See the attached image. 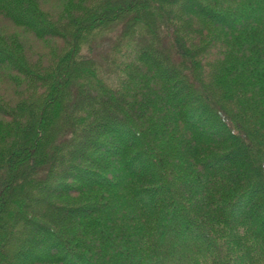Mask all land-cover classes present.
I'll list each match as a JSON object with an SVG mask.
<instances>
[{
	"label": "trees",
	"instance_id": "trees-1",
	"mask_svg": "<svg viewBox=\"0 0 264 264\" xmlns=\"http://www.w3.org/2000/svg\"><path fill=\"white\" fill-rule=\"evenodd\" d=\"M166 261L264 264V0H0V264Z\"/></svg>",
	"mask_w": 264,
	"mask_h": 264
},
{
	"label": "rangeland",
	"instance_id": "rangeland-1",
	"mask_svg": "<svg viewBox=\"0 0 264 264\" xmlns=\"http://www.w3.org/2000/svg\"><path fill=\"white\" fill-rule=\"evenodd\" d=\"M240 24H245V22L242 20V19H240ZM90 157H92L91 155H90ZM154 168V167H153ZM122 176V175H121ZM75 183V182H74ZM76 185H77V183H75ZM52 192V190H51V188L50 187H46V189H45V191H44V193L43 194H48V193H51ZM34 199H36V200H41L42 199V197H41V195H37L35 198H33V200ZM32 202V201H31ZM31 202H30V204H31ZM32 205H33V203H32ZM167 240V242L169 241L168 239H166ZM165 245H166V242H165V244H161V245H159V244H156V243H154L153 244V247L155 248V249H159V250H162L164 247H165ZM121 252V251H120ZM98 254V253H97ZM45 257H47V256H50V254H45L44 255ZM18 257L19 258H22V255H18ZM25 261V260H24ZM171 262L170 261H166V262H164V263H160V264H170ZM141 264H145V263H141ZM177 264H182V263H177Z\"/></svg>",
	"mask_w": 264,
	"mask_h": 264
}]
</instances>
